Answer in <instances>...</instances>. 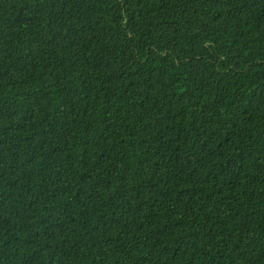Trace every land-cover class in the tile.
Instances as JSON below:
<instances>
[{
	"label": "trees",
	"instance_id": "obj_1",
	"mask_svg": "<svg viewBox=\"0 0 264 264\" xmlns=\"http://www.w3.org/2000/svg\"><path fill=\"white\" fill-rule=\"evenodd\" d=\"M0 264H264V0H0Z\"/></svg>",
	"mask_w": 264,
	"mask_h": 264
}]
</instances>
